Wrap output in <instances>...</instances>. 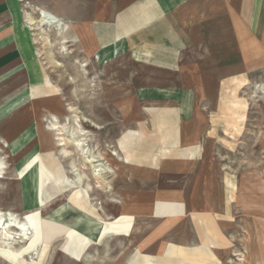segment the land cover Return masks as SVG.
<instances>
[{"label":"crops","instance_id":"0c3cea01","mask_svg":"<svg viewBox=\"0 0 264 264\" xmlns=\"http://www.w3.org/2000/svg\"><path fill=\"white\" fill-rule=\"evenodd\" d=\"M76 28L85 52L104 65L105 100L115 111L96 114L106 129L91 135L96 166L112 171L111 189L92 186L95 212L63 199L53 184L42 193L38 158L57 139L48 123L60 113V90L38 59L22 2L0 0V210L42 211L94 244L116 218H134L131 235L162 224L172 234L178 220L196 226L193 219L225 213L219 143L202 107L214 109L228 81L264 73V0H90ZM161 201L183 204L184 216L159 218Z\"/></svg>","mask_w":264,"mask_h":264},{"label":"rangeland","instance_id":"374dc122","mask_svg":"<svg viewBox=\"0 0 264 264\" xmlns=\"http://www.w3.org/2000/svg\"><path fill=\"white\" fill-rule=\"evenodd\" d=\"M89 2L90 0H25L22 6L23 20L27 28L24 12L37 17L31 8L52 11L63 18L68 26L63 33L69 41L66 45L61 43L57 30L51 27L30 33L36 41L34 46L38 59L50 80L60 90V122L64 123L65 118H70L71 113L67 110L73 107L80 116L102 127L97 130L90 122L82 124L85 131L89 132L87 140L93 154L97 156L94 151L96 144L91 141V135L92 132L104 133L106 128L104 122L94 121L97 119L96 114L101 119V115H109L115 111L105 100L104 65L95 62V57L85 52L76 28V24L84 18ZM45 39L49 41L45 42ZM86 61L91 63L85 74L79 69V64ZM94 76H97V80L92 79ZM219 95L221 98L214 109H202L212 116L219 143L215 160L217 173L226 185L225 213L214 218L193 219L196 226H192L187 220H178L172 228V234L169 232L170 226L162 224L156 228L143 226L141 233L129 238L123 234L107 237L99 244L93 243L80 261L70 259L62 253V242L55 245L41 242L36 246H24L17 241L13 248L18 250V254L0 251V257L11 264H141L136 257L138 247L134 246V237L139 236L146 247L143 253L155 258L165 256V249L170 242L177 243L178 248L189 247L171 258L151 261L150 264H264V73L242 75L235 81H228L224 89L219 91ZM99 140L102 142V139ZM102 146H105L104 143ZM51 149L52 152H49L48 146H45L39 157L40 171L45 178L44 195L47 194L50 184H53L64 193L63 199H70L95 212L90 193L70 184V178L62 177L66 168L76 162L82 176L86 178L83 184L92 188L97 180L92 178L89 166H85L83 159L72 146L59 147L56 141ZM64 149L73 156L64 158L60 155ZM3 150L0 141L2 158ZM107 174L103 176L104 180H100L101 184H97L99 188L109 189L105 178ZM19 216L21 220L31 224V213ZM123 219L106 221L104 226L108 228L127 224ZM130 221L134 223L135 220L132 218ZM152 241H156L154 249ZM214 243L220 249L208 248ZM148 247L151 248L150 251ZM4 260L0 259V264H7Z\"/></svg>","mask_w":264,"mask_h":264},{"label":"bare ground","instance_id":"6f19581e","mask_svg":"<svg viewBox=\"0 0 264 264\" xmlns=\"http://www.w3.org/2000/svg\"><path fill=\"white\" fill-rule=\"evenodd\" d=\"M26 5L28 6V4ZM31 11L37 15L36 18L33 17L31 14L24 12L25 20L27 22L29 31L41 32L43 30L42 28L51 27L57 30L59 37H61V40H62L61 43L63 45H66L69 43L67 37L63 36L64 31L68 29V26L64 22L63 18H61L58 14L52 11H47L41 8H35V9L31 8ZM46 41H49V40L45 39V42ZM33 42L34 44H36L35 40H33ZM90 63L91 62L89 61L80 63L79 69L81 70V72L83 70L84 73L86 74L87 73L86 70L87 68H89ZM57 65L61 66L59 64ZM92 79L97 80V76H94ZM71 81L74 82V79H71ZM67 111L71 113V116L69 115L70 118L69 117L65 118L64 123H61L58 117L53 116L51 117L50 123H48V126L54 132V134L56 133V135L60 137L56 139V141L58 142V146L59 147L72 146L75 149V151L78 152L79 156L83 159V163L85 164V166H89V169L91 170L92 178L97 180V184H101L100 180H104L103 176L106 173H111V171L106 166L105 167L104 166L100 167L101 165L96 166V163H97L96 160L98 157L95 154H93L90 148V145L88 143V140H87L88 139L87 136L89 135V132H86L82 125L83 123L90 122V121L87 118L82 117V115L80 116V114L73 107L68 108ZM90 123L96 129L101 128V126H98L95 123H92V122ZM60 155H62L64 158H70L71 156H73V154H70L66 149L62 150V153ZM4 161L5 160H3L2 157H0V178H3V174L5 171L6 163ZM64 174L62 173V177L70 178V180L67 179L70 184L76 185L77 187L79 186L78 188L81 187L89 193L91 192L90 185L88 186L87 184L86 185L83 184L84 179L86 178L82 176L80 167L76 164V162H72V164H70V166L66 168ZM70 174L72 175L71 177L69 176ZM44 188H45V178L41 173V191L43 194L45 192ZM156 212L159 218H165V216L167 215L171 217V214H174L176 212L184 216V205L181 203L161 201V202H158L156 205ZM67 218H70V217L67 216ZM73 218L74 217H72V219ZM125 220L127 221V224H123L119 226H113V227L107 228L106 226L103 225L100 242H102L107 237L109 238V237L117 236L121 234L129 237L135 225L134 223L130 221L132 220V218L127 217L125 218ZM65 238L67 241L64 242ZM17 241L24 244V246L28 244L32 246H36L38 245V243H41V242H43L44 244L50 242L51 245H55L57 242H62L61 244L62 253L66 257L76 260V261L82 260V257L84 256L87 249L91 245H93V242L88 237L83 236L77 231L65 225H62L58 223L57 221H52L50 219L44 218L42 211L32 212L31 213V224H28L27 222L21 220L19 215L14 214L11 211L4 212L0 210V251H4L12 255L18 254L19 253L18 250H16V248H13V245H15ZM188 248L186 247L178 248L174 245H170L168 246V249H166V255L162 258H155L149 255L143 254V253H139V252L136 255V257H138V260L141 264H150L151 261H159V260L164 261L166 258H171V256L177 253H180V252H184L185 249H188ZM199 253L201 254V252ZM0 259L4 260L1 257ZM133 260L134 258L131 261L133 262ZM4 261L7 264H11V262L8 260H4Z\"/></svg>","mask_w":264,"mask_h":264},{"label":"built area","instance_id":"2783aa9c","mask_svg":"<svg viewBox=\"0 0 264 264\" xmlns=\"http://www.w3.org/2000/svg\"><path fill=\"white\" fill-rule=\"evenodd\" d=\"M21 2H24L25 0H20ZM113 155H116V153L115 152H113Z\"/></svg>","mask_w":264,"mask_h":264}]
</instances>
